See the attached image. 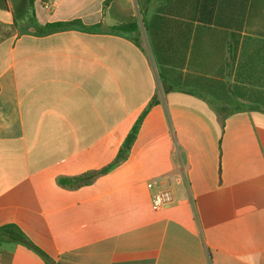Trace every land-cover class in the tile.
Listing matches in <instances>:
<instances>
[{"label": "crops", "instance_id": "obj_1", "mask_svg": "<svg viewBox=\"0 0 264 264\" xmlns=\"http://www.w3.org/2000/svg\"><path fill=\"white\" fill-rule=\"evenodd\" d=\"M10 225L46 257L0 264H264V0H0Z\"/></svg>", "mask_w": 264, "mask_h": 264}, {"label": "trees", "instance_id": "obj_2", "mask_svg": "<svg viewBox=\"0 0 264 264\" xmlns=\"http://www.w3.org/2000/svg\"><path fill=\"white\" fill-rule=\"evenodd\" d=\"M79 25H81V28L83 30L89 29V28H86L80 20H73L71 22H66V23L47 24L46 26L41 27L39 29V33L47 34V33L53 32V31H58V30L66 29V28H72L74 26H79ZM97 27H100V25H97ZM138 30H139V25H138V22H136V21L126 23V24H119V25H116V26L109 28L110 32L117 33V34H119V33L136 34L138 32ZM141 121H142V118H140L136 122V124L133 126L131 132L129 133V135L125 139V141H124V143L120 149L118 160L123 158L128 153L129 149L131 148L132 144L134 143L136 136H137V133L139 131ZM0 232H2L4 234L6 241L26 244L27 246L31 247L32 249H34L37 252L42 254V251L39 250V248L36 247L32 242H30L28 240V238L26 237V235L18 227L14 226V225L5 226V227L0 229ZM42 255L44 257H46L44 254H42Z\"/></svg>", "mask_w": 264, "mask_h": 264}, {"label": "built area", "instance_id": "obj_3", "mask_svg": "<svg viewBox=\"0 0 264 264\" xmlns=\"http://www.w3.org/2000/svg\"><path fill=\"white\" fill-rule=\"evenodd\" d=\"M146 185L151 194V206L154 211H160L175 201L171 186L158 184L155 180H149Z\"/></svg>", "mask_w": 264, "mask_h": 264}]
</instances>
